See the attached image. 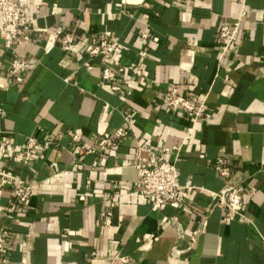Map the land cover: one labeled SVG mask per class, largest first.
<instances>
[{
	"label": "crops",
	"instance_id": "obj_1",
	"mask_svg": "<svg viewBox=\"0 0 264 264\" xmlns=\"http://www.w3.org/2000/svg\"><path fill=\"white\" fill-rule=\"evenodd\" d=\"M13 1L25 22L13 50L0 31V174L19 175L30 196L17 203L10 180L0 183L9 264H117L116 254L126 264H264V0ZM224 24L237 25V48L218 64ZM102 39L114 42L108 63L126 66L119 91L101 77L102 56L89 54ZM13 56L32 69L9 73ZM172 87L208 123L168 109ZM125 118L127 135L98 148ZM28 137L30 162H13ZM142 145L179 147L177 181L194 186L180 201L152 210L140 194ZM236 181L243 208L229 220L216 193Z\"/></svg>",
	"mask_w": 264,
	"mask_h": 264
},
{
	"label": "built area",
	"instance_id": "obj_2",
	"mask_svg": "<svg viewBox=\"0 0 264 264\" xmlns=\"http://www.w3.org/2000/svg\"><path fill=\"white\" fill-rule=\"evenodd\" d=\"M25 22L24 9L13 0H0V31L3 36V46L6 49H12L16 42L18 28ZM61 33L58 28L54 32L55 36ZM237 25H221L218 31V58L217 63L221 64L229 52L237 48ZM73 39L70 35H64L61 46L64 50H69ZM114 42L108 39H102L95 43L89 50L92 56H102L103 68L101 77L103 80L111 82L112 91H119L120 86L117 83V77L124 72V65L117 61H110L111 54L114 52ZM144 55V53H141ZM32 69V64L24 58L12 57L10 61L9 73L28 72ZM132 72L140 76L141 71L138 66L132 67ZM227 77L225 80L227 81ZM163 104L170 110H182L193 120L202 119L204 122L209 121V114L204 113L196 101L182 96L176 87H172L163 100ZM126 127H117L111 131L103 132L97 147H115L119 141L127 135L130 125L127 118ZM76 138V136H74ZM36 144L33 137H28L22 144L21 149L12 155L11 160L15 163L28 164L31 160L32 150ZM50 145L51 142H46ZM179 147L162 148L161 153H157L154 146L142 145L135 150L136 162L134 167L138 175V187L140 194L150 200L152 210H157L165 202H177L183 197V187L193 188L190 182L181 186L176 177V157L171 158L172 151L178 152ZM4 151V149H2ZM87 152H92L87 150ZM215 169L221 177L228 178L229 171L216 165ZM9 179L11 182L10 197L17 203H25L30 196V189L25 180L17 174L6 175L0 174V183ZM217 204L224 208V215L227 219L232 220L243 208L244 193L243 186L239 182H226L224 186L217 191ZM109 212L107 215L109 216ZM10 245V236L7 229L0 230V264H9L6 256V249ZM113 262L117 264H126L129 262L127 256L116 254Z\"/></svg>",
	"mask_w": 264,
	"mask_h": 264
}]
</instances>
